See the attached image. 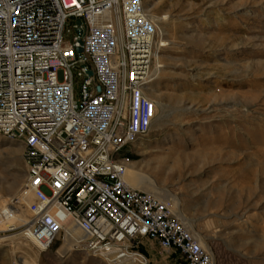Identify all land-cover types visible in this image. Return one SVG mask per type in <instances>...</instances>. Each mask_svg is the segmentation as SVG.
I'll list each match as a JSON object with an SVG mask.
<instances>
[{
    "label": "built area",
    "instance_id": "2783aa9c",
    "mask_svg": "<svg viewBox=\"0 0 264 264\" xmlns=\"http://www.w3.org/2000/svg\"><path fill=\"white\" fill-rule=\"evenodd\" d=\"M162 40L143 0H0V135L26 167L10 201L26 219L2 231L44 250L76 228L75 247L106 264L144 259L147 244L217 264L173 201L131 186L119 158L151 129L144 88Z\"/></svg>",
    "mask_w": 264,
    "mask_h": 264
},
{
    "label": "rangeland",
    "instance_id": "374dc122",
    "mask_svg": "<svg viewBox=\"0 0 264 264\" xmlns=\"http://www.w3.org/2000/svg\"><path fill=\"white\" fill-rule=\"evenodd\" d=\"M143 1L165 42L145 89L157 118L119 158L174 193L217 264H264V0ZM25 176L21 145L0 135V200ZM8 234L0 264H106L80 248L63 253L62 234L44 250ZM140 252L145 260L123 264H184L156 244Z\"/></svg>",
    "mask_w": 264,
    "mask_h": 264
},
{
    "label": "bare ground",
    "instance_id": "6f19581e",
    "mask_svg": "<svg viewBox=\"0 0 264 264\" xmlns=\"http://www.w3.org/2000/svg\"><path fill=\"white\" fill-rule=\"evenodd\" d=\"M163 45H165L164 41H163ZM158 57H159V54L156 55V61L157 62H158ZM159 67H160V64L157 63L156 68L159 69ZM145 89H146V87L144 88L145 96L148 97L150 100H152L154 102V104L156 105L155 118L153 119V121H154L157 118V101L154 98H152L145 91ZM126 180L133 187H138V188H141L144 190L157 192L160 195H162L163 197H168L169 199H171L173 201L175 209L177 208L178 204H177L176 200L173 198L174 193H171V191H167L164 188L156 186L154 183L150 182L151 180L147 179V177H145L143 174H141L140 172L134 171L131 166L126 167ZM11 198L12 197L9 196L8 198H5L4 200H3V198L0 200V230H8L11 225H16L17 223H21L22 221H24L26 219L25 213L24 214L21 213L23 210L25 211V209H23V205H18V207L13 208L12 206H10ZM18 198L21 201H26V198L24 196H18ZM177 212H178V215L180 216V218L183 219V222L185 223V225H187V227L189 229H192L190 227L189 223L187 222V220H185L183 215L179 212V210H177ZM195 235L200 238V242H201L202 246L209 249L208 246L203 241V239L198 234H195ZM82 237H83V235H82L81 231L76 229V228H73L71 230H67L63 235V238H64L63 253H67L68 251H70L72 249H76L77 247H75V244L78 243L81 239H83ZM30 242L34 243L37 247H39L41 249V245H39L38 243H36L34 241H30ZM26 256H28V255L26 254ZM143 260H145V258L139 259V261H143ZM21 264H29V261H27L26 259H23ZM128 264H131V262H128Z\"/></svg>",
    "mask_w": 264,
    "mask_h": 264
},
{
    "label": "water",
    "instance_id": "95a60500",
    "mask_svg": "<svg viewBox=\"0 0 264 264\" xmlns=\"http://www.w3.org/2000/svg\"><path fill=\"white\" fill-rule=\"evenodd\" d=\"M77 33L80 34L79 31H77ZM77 51H78V52H81V51H82V48H81V47L77 48ZM89 74H91V71H89Z\"/></svg>",
    "mask_w": 264,
    "mask_h": 264
}]
</instances>
